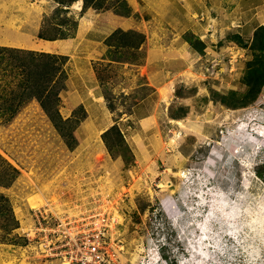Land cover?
<instances>
[{
    "label": "rangeland",
    "instance_id": "374dc122",
    "mask_svg": "<svg viewBox=\"0 0 264 264\" xmlns=\"http://www.w3.org/2000/svg\"><path fill=\"white\" fill-rule=\"evenodd\" d=\"M218 4L0 0V50L66 56L58 113L79 119L56 129L0 51V264H64L61 224L103 212L116 264H264V0Z\"/></svg>",
    "mask_w": 264,
    "mask_h": 264
},
{
    "label": "trees",
    "instance_id": "16d2710c",
    "mask_svg": "<svg viewBox=\"0 0 264 264\" xmlns=\"http://www.w3.org/2000/svg\"><path fill=\"white\" fill-rule=\"evenodd\" d=\"M82 1L83 4L86 5V0ZM68 36H70L69 32L67 34L59 32L57 36L39 33L37 38L51 41L56 39V37L65 39ZM130 37L132 38V33H129V36H125L126 39ZM131 46L132 44H130L129 47ZM125 47H127V43ZM0 51L9 54H20L15 55L18 58L13 65V68L20 69L21 74L27 77V79L23 80L24 83L21 86L20 93L35 99L43 111L47 113L50 122L56 129L61 130L65 124L70 125L71 123H75V126L78 124L79 119L71 118L62 120L58 113L61 102L60 95L65 90L64 83L67 79L64 70V65L68 61L66 56L7 48H1ZM24 56L32 58L30 65L25 64ZM62 136L67 140L72 138V135L69 133H63ZM14 171L17 173L16 170ZM13 221V216L6 199L0 196V226L2 229L6 228L8 223L10 222L12 225Z\"/></svg>",
    "mask_w": 264,
    "mask_h": 264
},
{
    "label": "built area",
    "instance_id": "2783aa9c",
    "mask_svg": "<svg viewBox=\"0 0 264 264\" xmlns=\"http://www.w3.org/2000/svg\"><path fill=\"white\" fill-rule=\"evenodd\" d=\"M109 215L110 213L106 216L103 212L96 217V221L90 222L89 226H92L88 230L83 228L72 237L69 232H64L67 230L64 223L61 224L64 227L63 237L68 239L63 241L67 250L59 254L64 264H116L117 254L115 251L112 252L108 241L110 232L116 225V219ZM72 247L73 249H70Z\"/></svg>",
    "mask_w": 264,
    "mask_h": 264
},
{
    "label": "crops",
    "instance_id": "0c3cea01",
    "mask_svg": "<svg viewBox=\"0 0 264 264\" xmlns=\"http://www.w3.org/2000/svg\"><path fill=\"white\" fill-rule=\"evenodd\" d=\"M147 3L149 0H145ZM159 2V4L162 6V9L163 10H166L168 11V9L171 8L172 4L173 3H177V10H180V7L182 6V3H184L185 5H188L191 3V1H194V0H157ZM219 1V4L218 6L222 9V14L223 13H226L228 14L229 12H235L237 13V16H240L241 18H244V12H245V0H218ZM224 2V1H231L232 3L231 4H228V7H226L224 4H222L221 2ZM222 5V6H220ZM228 8V10H224L223 12V9ZM173 8V7H172ZM182 8V7H181ZM176 10V11H177ZM175 11V12H176ZM229 11V12H228ZM172 11L170 13H165V15L167 14H171L169 15L168 17L171 18L172 16ZM50 42V41H49Z\"/></svg>",
    "mask_w": 264,
    "mask_h": 264
},
{
    "label": "bare ground",
    "instance_id": "6f19581e",
    "mask_svg": "<svg viewBox=\"0 0 264 264\" xmlns=\"http://www.w3.org/2000/svg\"><path fill=\"white\" fill-rule=\"evenodd\" d=\"M33 49L35 50V48L37 49H40V50H44V51H47V50H51V43H48V42H43L42 44L40 43L39 45L37 46H32ZM36 49V50H37ZM44 202V201H41L38 197L36 196H32V197H29L28 199V204L30 206H32L33 208H36L38 207L39 205H41V203ZM229 217H231V213H227ZM231 232V231H228V233Z\"/></svg>",
    "mask_w": 264,
    "mask_h": 264
}]
</instances>
